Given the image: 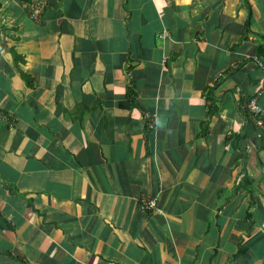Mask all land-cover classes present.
Masks as SVG:
<instances>
[{"label": "crops", "instance_id": "0c3cea01", "mask_svg": "<svg viewBox=\"0 0 264 264\" xmlns=\"http://www.w3.org/2000/svg\"><path fill=\"white\" fill-rule=\"evenodd\" d=\"M0 264H264V0H0Z\"/></svg>", "mask_w": 264, "mask_h": 264}, {"label": "built area", "instance_id": "2783aa9c", "mask_svg": "<svg viewBox=\"0 0 264 264\" xmlns=\"http://www.w3.org/2000/svg\"><path fill=\"white\" fill-rule=\"evenodd\" d=\"M28 6L31 17L33 19H37L43 10V4L35 3V4H28ZM240 107L242 110L247 111L249 117L253 118V121L258 128L263 126V120H262L263 110L258 104L256 97L250 98L247 101L240 103ZM147 125L149 128L155 126L153 120H149V122H147ZM140 210L144 214L160 211L158 207V200L155 197L144 196L141 199Z\"/></svg>", "mask_w": 264, "mask_h": 264}]
</instances>
